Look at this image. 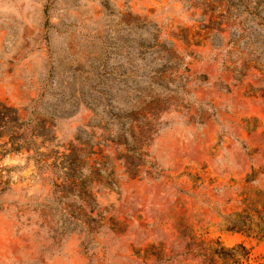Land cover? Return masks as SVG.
<instances>
[{
	"label": "rangeland",
	"instance_id": "374dc122",
	"mask_svg": "<svg viewBox=\"0 0 264 264\" xmlns=\"http://www.w3.org/2000/svg\"><path fill=\"white\" fill-rule=\"evenodd\" d=\"M0 264H264V0H0Z\"/></svg>",
	"mask_w": 264,
	"mask_h": 264
}]
</instances>
